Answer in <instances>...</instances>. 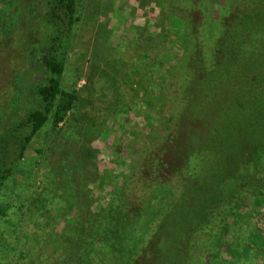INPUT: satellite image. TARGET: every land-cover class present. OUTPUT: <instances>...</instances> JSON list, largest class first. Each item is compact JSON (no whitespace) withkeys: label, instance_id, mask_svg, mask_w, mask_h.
<instances>
[{"label":"trees","instance_id":"trees-1","mask_svg":"<svg viewBox=\"0 0 264 264\" xmlns=\"http://www.w3.org/2000/svg\"><path fill=\"white\" fill-rule=\"evenodd\" d=\"M37 2L29 11L38 14L42 80L33 89L35 100L29 99L33 104L0 117L5 242L17 215L1 202L6 183L38 133L47 126L56 132L79 102L76 90L61 87L78 0ZM211 3L221 19L219 30L211 31L206 20L193 28L186 13L184 20H174L185 26V53L165 71L171 106L168 98L146 102L149 110L159 109L162 123L151 121L150 142H138L134 180L127 178L96 226L86 227L80 248L85 257L108 251L120 264H241L264 258V220L261 227L249 226L264 209V0ZM9 15L0 27L4 44L15 30ZM21 50L26 59L27 46ZM36 204L28 202L26 211Z\"/></svg>","mask_w":264,"mask_h":264},{"label":"rangeland","instance_id":"rangeland-1","mask_svg":"<svg viewBox=\"0 0 264 264\" xmlns=\"http://www.w3.org/2000/svg\"><path fill=\"white\" fill-rule=\"evenodd\" d=\"M14 1L0 0V27L8 11L15 26L8 43L0 35V117L33 104L43 75L38 14L29 11L38 0ZM214 10L211 0H78L61 87L76 90L79 102L56 132L47 126L38 133L4 187L1 202L17 215L6 242L0 228V264H120L108 251L83 255L86 227L96 226L124 181L133 179L150 122L162 123L159 109L146 102L173 97L165 71L185 53V26L174 20L186 13L193 28L206 20L216 31L221 19ZM31 201L36 209L26 211ZM263 220L264 209L249 226ZM241 264H264V258Z\"/></svg>","mask_w":264,"mask_h":264}]
</instances>
